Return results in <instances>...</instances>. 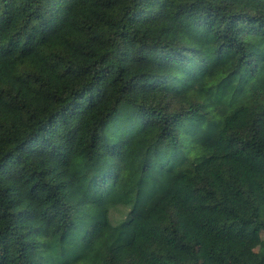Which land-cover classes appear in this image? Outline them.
Segmentation results:
<instances>
[{"label":"trees","instance_id":"16d2710c","mask_svg":"<svg viewBox=\"0 0 264 264\" xmlns=\"http://www.w3.org/2000/svg\"><path fill=\"white\" fill-rule=\"evenodd\" d=\"M264 0H0V264H264Z\"/></svg>","mask_w":264,"mask_h":264},{"label":"rangeland","instance_id":"374dc122","mask_svg":"<svg viewBox=\"0 0 264 264\" xmlns=\"http://www.w3.org/2000/svg\"><path fill=\"white\" fill-rule=\"evenodd\" d=\"M256 249L264 255V231L262 232V242L256 247ZM199 253L203 264H209L208 257L201 248H199Z\"/></svg>","mask_w":264,"mask_h":264}]
</instances>
